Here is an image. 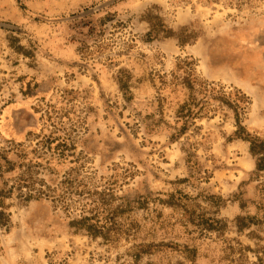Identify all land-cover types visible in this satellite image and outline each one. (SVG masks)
Wrapping results in <instances>:
<instances>
[{"label":"rangeland","instance_id":"374dc122","mask_svg":"<svg viewBox=\"0 0 264 264\" xmlns=\"http://www.w3.org/2000/svg\"><path fill=\"white\" fill-rule=\"evenodd\" d=\"M224 98L264 141V0H0V264H264Z\"/></svg>","mask_w":264,"mask_h":264},{"label":"trees","instance_id":"16d2710c","mask_svg":"<svg viewBox=\"0 0 264 264\" xmlns=\"http://www.w3.org/2000/svg\"><path fill=\"white\" fill-rule=\"evenodd\" d=\"M122 91L124 93L125 99L127 101H131L134 97L133 92L127 88V85L122 82ZM193 91V95L191 96L189 102H186L181 108L178 113V117L184 120V127L182 128H176V131L173 134V138H179L182 134H184L185 130L187 129L186 127L188 126L187 118L192 117V116H197L203 109L204 105L206 104L207 100L209 97H205L204 100L201 102H197L195 99V88L191 87ZM225 100H222L224 103ZM228 105H230L235 112V115L237 117V122L240 125L239 130L236 132V136L238 138H242L249 142L250 144V151L251 154L253 155L255 159V166H256V173L257 172H264V141L261 140L257 136H253L250 134L245 127L241 126L242 120L240 118L239 110H238V104L236 103H231V102H226ZM186 119V120H185ZM155 127H160V122H156L151 126H148L147 128H150L152 130L155 129ZM262 192L259 195L258 200L255 203L257 212L254 215H249L247 218L243 219L245 222L247 221V224L245 225H250V224H257L259 223L262 219H264V189H261ZM96 209H91L92 216L84 215L78 220L74 221L71 223V226L76 228L79 231H85L88 232L90 235L94 237L98 236H106L109 237V234L114 228L115 225V213L116 211L111 212L108 216H101L99 214L98 210L100 209L99 205H96ZM90 211V212H91ZM113 213V214H112ZM143 252H149L148 247L147 248H142Z\"/></svg>","mask_w":264,"mask_h":264}]
</instances>
